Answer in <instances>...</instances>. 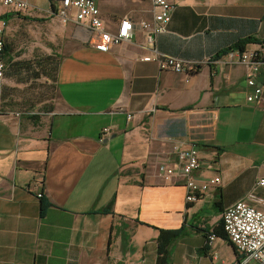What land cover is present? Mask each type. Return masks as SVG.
<instances>
[{"label": "crops", "instance_id": "obj_1", "mask_svg": "<svg viewBox=\"0 0 264 264\" xmlns=\"http://www.w3.org/2000/svg\"><path fill=\"white\" fill-rule=\"evenodd\" d=\"M170 1L155 45L196 62L181 72L142 60L144 30L103 52L84 24L59 25L58 0H28L25 13L0 4L5 42L8 29L35 24L68 44L52 109L16 110L13 71L0 78V264H156L160 229L178 230L167 264H240L222 212L240 199L264 211L255 184L264 176V108L246 101L252 70L238 62L241 49L228 48L264 41V0ZM95 2L109 30L154 14L148 0ZM190 145L201 162L194 180L220 177L194 202L177 162ZM164 162L174 167L170 181Z\"/></svg>", "mask_w": 264, "mask_h": 264}, {"label": "built area", "instance_id": "obj_2", "mask_svg": "<svg viewBox=\"0 0 264 264\" xmlns=\"http://www.w3.org/2000/svg\"><path fill=\"white\" fill-rule=\"evenodd\" d=\"M151 2L154 14L151 21L141 20L133 22L127 17L119 20L114 30L105 27L100 17L95 0H58L55 10L51 13L64 24L73 22L84 24L89 32L88 41L99 51H108L111 46L131 39L134 30L146 31V42L149 53L142 60H156L162 69L181 72L185 68H194L196 62L183 60L174 55L161 52L155 45L157 34L167 31L166 24L171 18L173 4L170 0H148ZM0 4L10 6L17 12L25 13L30 7L28 0H0ZM7 20L0 18V78L6 67L5 28ZM237 60L249 66L252 74L245 78L246 101L264 108V41L254 50L241 49L237 52ZM132 117L127 113V119ZM108 127L102 129V134L109 132ZM177 162L184 177L187 202L196 201L209 187L220 182L219 176L208 178L203 182H196L192 171L200 166L197 150L193 145L178 152ZM159 172L166 181H170L174 174V167L167 163L158 166ZM255 184L264 188V176L259 177ZM42 196L41 192L37 193ZM222 226L229 241L241 254L240 264H264V211L255 208L244 200H237L226 206L222 212ZM211 234L209 238H213Z\"/></svg>", "mask_w": 264, "mask_h": 264}, {"label": "rangeland", "instance_id": "obj_3", "mask_svg": "<svg viewBox=\"0 0 264 264\" xmlns=\"http://www.w3.org/2000/svg\"><path fill=\"white\" fill-rule=\"evenodd\" d=\"M60 24L62 22L59 20ZM6 42L11 58L7 71L15 70L11 79L16 83L9 89L13 90L11 107L26 112L52 109L58 100L53 80L49 79L48 82L44 75L33 79L30 71L43 70V64L47 61L50 64L48 72L52 75L54 69L51 63L56 60L54 54L62 55L66 52L68 44L62 38L56 39L49 35L47 29L35 24L19 27L16 31L8 29ZM48 55H51L49 60H45Z\"/></svg>", "mask_w": 264, "mask_h": 264}, {"label": "trees", "instance_id": "obj_4", "mask_svg": "<svg viewBox=\"0 0 264 264\" xmlns=\"http://www.w3.org/2000/svg\"><path fill=\"white\" fill-rule=\"evenodd\" d=\"M55 9L56 8L53 6V10H55ZM243 42H244V40L243 41H240L238 44H235L232 47H229L228 49H233L235 47H238L239 49H242ZM228 49L223 50L222 53L226 52ZM8 50L9 49H8L7 42H5L6 56H4V59H5L6 67L9 66V63H11V60H10L11 58L9 57V55H7L8 54ZM50 56L51 55L45 56V60H49L48 57H50ZM53 57L56 60L51 63V64H53V69H54L52 75L50 74V72H48V70L50 68V66H49L50 64L47 63V61H46V63L44 62V64H43L44 65V67H42L43 70H40L39 71L37 69H35V70H31L30 69L31 70L30 72L32 73L30 75H31V77L33 79H37L41 75H44V76H46V79H47L48 82L50 81L49 79L53 80V83H54L53 85L55 87V80H56L55 76H56V73H57V70H58L60 58L56 54H54ZM50 59H52V58H50ZM40 64H41V62H40ZM6 67H5V69H6ZM4 72H5V70H4ZM12 73L14 74L15 73V70ZM35 116L36 115H34V114L31 115V117H35ZM45 205H47L46 204V201H45V199H42V212L44 210ZM109 210H110V208L108 206V207H104L102 211L108 212ZM223 233H224L223 235H226L225 232H223ZM177 234H178V230L177 229H175V230H173V229H169V230H165V229L162 230V229H160V233H159L158 238H157L158 239V246H157V248H158L157 249L158 256H157V259H156V264H167L166 257L168 255V247H169L171 241L174 239V237Z\"/></svg>", "mask_w": 264, "mask_h": 264}]
</instances>
